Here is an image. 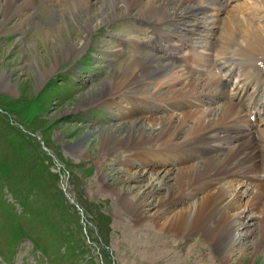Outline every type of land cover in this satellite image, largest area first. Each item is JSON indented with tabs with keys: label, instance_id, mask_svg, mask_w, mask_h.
<instances>
[{
	"label": "rangeland",
	"instance_id": "1",
	"mask_svg": "<svg viewBox=\"0 0 264 264\" xmlns=\"http://www.w3.org/2000/svg\"><path fill=\"white\" fill-rule=\"evenodd\" d=\"M63 1L33 0L23 7L17 0V12L15 8L0 27V264H263L261 255L250 259L251 234L243 240L244 255L228 262L218 261L199 233L190 238L170 235L171 244L161 248L166 253L152 247L154 226L148 215L156 202L145 195L152 185L144 177H133L126 150L101 152L102 138L124 136L130 122L139 121L135 110L145 103L135 109L125 101L111 111L89 102L100 92V83L134 57L133 41L151 38V25L132 15L88 34V17L82 14L78 24L68 16V27L57 34L49 28V19L61 11ZM233 5L218 15L220 28ZM242 8L239 13L264 9ZM209 9L207 20L216 14ZM53 17L63 21L62 16ZM196 18L203 15H186L185 29ZM71 46L78 52L65 59ZM182 46L173 63L161 57L175 70L191 49L181 52ZM211 68L210 63L199 66L201 72ZM236 80L232 74L226 89ZM147 83L146 91L139 85L123 95L153 93V84ZM116 190L142 191L141 217L123 207Z\"/></svg>",
	"mask_w": 264,
	"mask_h": 264
},
{
	"label": "bare ground",
	"instance_id": "2",
	"mask_svg": "<svg viewBox=\"0 0 264 264\" xmlns=\"http://www.w3.org/2000/svg\"><path fill=\"white\" fill-rule=\"evenodd\" d=\"M194 1L64 0L61 11L48 18L49 28L59 34L69 19L78 24L82 14L88 17V34L132 15L151 25V38L133 41L134 57L100 83V92L89 100L111 111L125 101L135 109L145 103L135 110L139 121L130 122L124 136L112 133L102 138L101 152L126 150L133 177H144L152 185L145 195L156 202L148 219L154 226L152 247L158 253H166L161 248L171 244L170 235L190 238L199 233L218 261L228 262L244 255L243 240L251 234L250 259L261 255L264 264V9L251 10L255 14L238 11L246 6L264 8V0ZM232 2L235 7L226 10L228 17L220 28L218 15ZM32 3L21 0L20 4ZM16 4L17 0H1L0 27L8 23ZM209 8L216 14L209 13L212 19L207 20ZM198 13L203 18L185 29V16ZM52 14L63 21H53ZM176 42L186 45L181 52L191 48L178 70L161 58L175 61L181 48ZM77 52L71 46L64 58ZM207 63L212 68L202 73L199 66ZM232 74L237 80L226 89ZM147 81L153 84V93H145ZM139 85L145 90L140 95H123ZM115 194L131 213L141 217L145 212L141 190Z\"/></svg>",
	"mask_w": 264,
	"mask_h": 264
}]
</instances>
